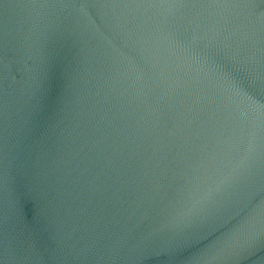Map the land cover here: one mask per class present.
Listing matches in <instances>:
<instances>
[{
  "label": "water",
  "instance_id": "obj_1",
  "mask_svg": "<svg viewBox=\"0 0 264 264\" xmlns=\"http://www.w3.org/2000/svg\"><path fill=\"white\" fill-rule=\"evenodd\" d=\"M0 264H264V0H0Z\"/></svg>",
  "mask_w": 264,
  "mask_h": 264
}]
</instances>
